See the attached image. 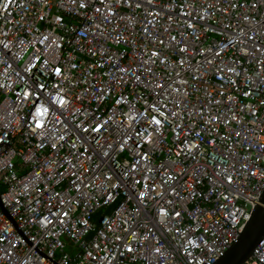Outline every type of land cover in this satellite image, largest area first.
Wrapping results in <instances>:
<instances>
[{
  "label": "built area",
  "instance_id": "1",
  "mask_svg": "<svg viewBox=\"0 0 264 264\" xmlns=\"http://www.w3.org/2000/svg\"><path fill=\"white\" fill-rule=\"evenodd\" d=\"M263 189L264 0H0V264H213Z\"/></svg>",
  "mask_w": 264,
  "mask_h": 264
},
{
  "label": "water",
  "instance_id": "2",
  "mask_svg": "<svg viewBox=\"0 0 264 264\" xmlns=\"http://www.w3.org/2000/svg\"><path fill=\"white\" fill-rule=\"evenodd\" d=\"M5 214L6 209L0 204ZM8 216V214H7ZM14 223V221L11 219ZM264 237V189L252 208L238 238L213 264H243L253 254L255 247Z\"/></svg>",
  "mask_w": 264,
  "mask_h": 264
}]
</instances>
